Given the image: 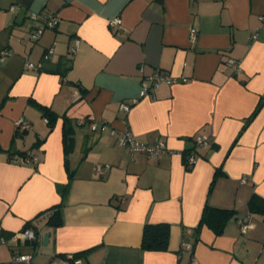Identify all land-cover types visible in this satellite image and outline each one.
<instances>
[{"label": "crops", "instance_id": "1", "mask_svg": "<svg viewBox=\"0 0 264 264\" xmlns=\"http://www.w3.org/2000/svg\"><path fill=\"white\" fill-rule=\"evenodd\" d=\"M44 14L57 24L45 27ZM1 50L0 264H264V215L248 211L253 193L264 198V0H0ZM155 72L176 81L139 96ZM125 129L168 151H131L117 142ZM60 201L61 224L47 226L39 214ZM206 203L234 211L220 234L196 229ZM145 223L169 225L167 250L141 249Z\"/></svg>", "mask_w": 264, "mask_h": 264}, {"label": "built area", "instance_id": "2", "mask_svg": "<svg viewBox=\"0 0 264 264\" xmlns=\"http://www.w3.org/2000/svg\"><path fill=\"white\" fill-rule=\"evenodd\" d=\"M11 8H14V6H11ZM32 18H37L38 15L36 13H31ZM40 18L43 21V24L45 27H53L57 24V17L53 14H44L40 16ZM121 22L120 17L115 16L109 19L108 24L110 27H116L119 26ZM43 27H37L34 30H32L29 34V38L32 41H36L40 34L42 33ZM197 34V29L195 27H191L189 30V37L192 40H194L195 36ZM53 47H50L47 49V51L43 54V59H46L49 57L50 53L52 52ZM6 57V52L4 50L0 51V61H4ZM230 63H234L233 60H229ZM24 65L28 69H36L41 67V63H34L29 60H25ZM235 68V71H239V68L237 64L233 65ZM176 81V78L168 73H161V72H155L152 75L149 76V78L142 79L141 80V86L139 91V96H145L149 94L150 92H153L155 88L158 87V85L161 82H174ZM136 98L132 100L133 103L136 102ZM131 104L127 102H121L120 108L128 111ZM79 122H82L80 120ZM29 127V124L22 118L18 119L16 121V128L17 129H27ZM90 129L92 131H99L103 132L107 129L106 124H100L98 125L95 122L90 123ZM117 142L120 145H126L131 151L133 152H144L148 156H156L158 154L164 153L168 151V147L163 140H159L155 143H145L143 141L138 140L131 131L128 129H125L123 132L117 135ZM196 144L197 145H207L208 142L206 138L204 137H197L196 138ZM34 160L36 158H33ZM195 161V154L192 151L191 153L187 154L185 156V159H183V163L186 168H189ZM46 216V215H45ZM238 225L241 232H246L249 228L252 227V222L250 220L249 216H246L244 218L238 219ZM24 239L27 240H34L36 238L34 231L31 228H27L21 232ZM184 247H186L188 250H191V246L188 244H185ZM16 261L29 263L31 259L30 254H19L14 257ZM64 264H84L83 260L80 256H70L69 261H65Z\"/></svg>", "mask_w": 264, "mask_h": 264}, {"label": "trees", "instance_id": "3", "mask_svg": "<svg viewBox=\"0 0 264 264\" xmlns=\"http://www.w3.org/2000/svg\"><path fill=\"white\" fill-rule=\"evenodd\" d=\"M54 27V26H53ZM71 58H62L61 64H65L66 62H69ZM42 65V64H41ZM69 68V65H67L63 70H66ZM61 75H65V72H61ZM84 91V90H83ZM43 115L46 117L47 122L49 124H53L54 115L53 112L47 110L44 108ZM70 134V129L68 126V123L65 124L64 128V143H65V150L69 151L71 142H72V136ZM195 146H192L191 148L185 149L182 152V158L185 159V156L192 151H194ZM190 168V167H189ZM188 169V168H187ZM218 174V172L215 173V175ZM72 178V174H69V179ZM212 185V184H211ZM211 188V187H210ZM66 193L65 191L62 192V197L64 199ZM63 201V200H62ZM62 201H60L58 204L48 208L47 210L41 212L38 216L40 220H44L45 224L47 226H58L61 224V207H62ZM248 211L249 213L264 215V198L260 197L256 193H253L248 201ZM46 215V216H45ZM234 215V211L230 209H223V208H216L208 205L207 203L203 207V211L201 213V217L198 223V226L196 229L202 225L208 226L215 234H220L223 231V228L227 221ZM237 219H239L237 217ZM31 228L35 235L36 231L34 228L29 226V223L27 222L25 226L23 227L22 231ZM1 236L5 237L6 234L4 232H1ZM168 238H169V225L165 223H156V224H150L145 223L143 226V232H142V239H141V249L143 250H152V251H164L168 248ZM30 244L35 245L36 238L34 240L28 241ZM79 256V255H75Z\"/></svg>", "mask_w": 264, "mask_h": 264}, {"label": "water", "instance_id": "4", "mask_svg": "<svg viewBox=\"0 0 264 264\" xmlns=\"http://www.w3.org/2000/svg\"><path fill=\"white\" fill-rule=\"evenodd\" d=\"M61 189H62V185H58L57 186V190L58 191H61ZM47 240H48V232L44 233V235H43V241H44V243H46Z\"/></svg>", "mask_w": 264, "mask_h": 264}]
</instances>
